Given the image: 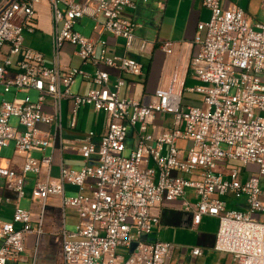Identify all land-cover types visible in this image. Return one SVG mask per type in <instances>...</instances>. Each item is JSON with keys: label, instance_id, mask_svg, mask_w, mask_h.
<instances>
[{"label": "built area", "instance_id": "1", "mask_svg": "<svg viewBox=\"0 0 264 264\" xmlns=\"http://www.w3.org/2000/svg\"><path fill=\"white\" fill-rule=\"evenodd\" d=\"M40 1L0 0V52H5L0 63V149L13 143L24 153L20 172L0 165V179L20 198L24 174L39 175L43 165L49 166V157L37 160L29 152L43 151L62 130L63 101L69 128H76L79 111L87 105L104 112L107 124L97 145L93 131L79 139L83 166L60 167L57 180L33 184L30 198L39 204L35 225L31 213L17 203L11 221H0V264L19 263L29 234L38 248L50 195H61L62 207L74 209L77 217L73 230L63 226L59 232L63 264H164L174 246L149 239L159 223L153 210L174 200L191 213L194 225L202 216L217 219L213 250L231 255L234 264H264V22L250 23L238 6L202 0L209 16L197 25L193 41L198 49L189 62L197 84L180 89L170 84L157 88L152 97L135 100L122 93L123 76L141 75V63L125 54L107 55L102 38L107 33L121 39L125 51L147 50L150 41L137 34L127 13L136 8L135 2L46 0L51 24L48 66L44 53L25 46L23 38V32L36 30L35 6ZM82 17L93 21L91 36L74 29ZM65 44L94 68L92 73L60 66ZM159 47L166 53L172 50L169 41L159 42ZM100 65L117 70L111 85ZM77 76L94 86L72 92ZM28 90L36 93L35 100L29 94L17 96ZM183 91L199 95L200 103L187 105ZM10 92L13 98L6 100ZM164 114L171 115L170 126H158L157 135L149 132ZM128 127L132 145L126 154ZM179 140L189 145L178 147ZM229 161L238 167L226 168ZM65 184L75 186L76 193L64 196ZM188 190L194 202L188 200ZM227 195L245 196L246 209L227 208ZM201 253L198 247L190 249L192 256Z\"/></svg>", "mask_w": 264, "mask_h": 264}, {"label": "crops", "instance_id": "2", "mask_svg": "<svg viewBox=\"0 0 264 264\" xmlns=\"http://www.w3.org/2000/svg\"><path fill=\"white\" fill-rule=\"evenodd\" d=\"M133 1L136 4V8L132 11H127V13L137 25V34L150 41L147 50L143 53L132 50L125 51L121 39L113 38L107 33L102 36L107 42V55L125 54L136 59L142 65L141 75L123 76L126 83L122 93L128 98L141 100L147 96L152 97V93L157 88H166L170 84H173L176 89L197 84L189 67V62L198 49V46L193 41L197 32V25L206 21L209 16V10L203 6L202 0ZM220 4L222 7H230L232 5L240 7L250 23L264 22V0H220ZM92 25L89 28L88 36L92 35ZM199 35L203 37V32H199ZM161 41L171 42L172 50L170 53L164 52L159 47V42ZM44 57L47 65L45 54ZM59 61L62 68L77 67L88 73H92L94 70L91 65L83 64L74 54V48L68 44H65L61 49ZM50 65H52L51 55L48 66ZM99 68L109 73V83L111 85L118 74L117 70L104 65H100ZM93 86L94 84L91 82L77 76L71 86L73 89H70L74 93H83ZM182 95L187 105H198L200 103L201 97L199 95L188 94L184 91ZM67 106L65 102L64 110L62 108V130L55 134L50 145L43 151L32 150L29 152L37 160L43 156L50 158L49 166L45 167L43 165L42 172L39 175L33 172L24 174V194L22 197L29 199L27 202L28 208L25 210L31 213L32 225H35L39 213L38 202H34L35 200L31 201L30 198L33 184L37 180H57L60 167L77 170L83 166L85 161L78 153L79 139L85 132L93 131V142L97 145L100 136L106 128V114L93 110L90 105L80 109L76 128H69ZM166 116V114L157 116L155 119L157 126L155 128L149 126L148 131L157 135L160 131L159 127L168 128L170 125L165 126L164 124ZM169 118L172 120L171 115H169ZM39 128L44 132H51V128L45 125H39ZM9 149L11 150L10 155L1 156L2 151ZM23 161L24 153L15 149L13 143L0 149V165L13 168L19 173ZM88 162L94 163L95 158ZM29 174L31 175L29 176ZM76 191L77 188L75 186L65 184L63 194L64 196H69L75 194ZM82 191L87 193L89 189L85 188ZM22 197L16 198L15 192L10 188H6L3 180L0 179V221H11L14 204L17 203L20 206ZM5 198L8 200L5 201ZM187 198L191 202L195 201L193 194L189 190L187 191ZM66 210L69 212L68 217L71 224L74 225L77 221L76 212L70 207H62L61 195H50L46 198L41 239L52 236L54 241L56 239L59 240L61 228L63 226L66 227ZM153 213L159 215V223L153 226L149 239L169 242L174 246L164 264H234L231 255L213 250L218 224L215 217L202 216L200 222L194 225L191 213L182 209L180 200L164 203L154 209ZM32 238V234L26 237L25 249ZM193 247L200 248L202 251L201 255L192 256L190 249Z\"/></svg>", "mask_w": 264, "mask_h": 264}, {"label": "rangeland", "instance_id": "3", "mask_svg": "<svg viewBox=\"0 0 264 264\" xmlns=\"http://www.w3.org/2000/svg\"><path fill=\"white\" fill-rule=\"evenodd\" d=\"M35 19H37V23L35 26L34 33H28L23 32V38H24V45L41 50L47 60V65L50 61V55H51V41H50V30H51V24H50V12H49V5L46 0H41L39 4L35 6ZM93 21H91L87 17H82L76 20L75 29L78 30L83 36L87 37L89 35V28L92 25ZM147 39V38H146ZM4 51L0 52V63L4 56ZM73 89V88H71ZM25 94H29L30 98L32 100L36 99V93L32 90H28L26 92H19L17 94L18 97H22ZM190 96V95H189ZM193 96V95H191ZM195 97V96H193ZM4 98L6 100H11L13 98V92L6 93L4 95ZM89 107V106H88ZM62 108L64 110L65 108V102L62 103ZM164 118V124L165 126H169L171 119L169 118V115ZM11 124H16V119H11ZM160 124V123H159ZM131 134V128H127V139L125 141L126 145V154H128L129 150L131 149L132 145V139L130 138ZM176 145L178 147H185L189 145L188 143L184 141H177ZM11 150H4L1 152V156H8L10 155ZM224 165L226 168L230 167H238V163L235 161H229L228 163L224 162ZM248 168L253 169V166H249ZM31 174H29L30 176ZM264 188V187H262ZM223 199L227 203V208L230 209H240L245 210V196H240L239 198H235L234 196L227 195L223 197ZM28 198L22 197L20 200V206L23 209L28 208ZM36 202V200L34 201ZM66 229L67 230H73L74 225L71 224L69 219V212L66 210ZM34 237L29 240L27 247L25 251L23 252L21 256V260L18 264H63L61 262V256H60V243L59 240L56 239L54 241V238L52 236L44 237V239L39 240L38 248L35 249L34 247ZM178 243V242H176Z\"/></svg>", "mask_w": 264, "mask_h": 264}]
</instances>
